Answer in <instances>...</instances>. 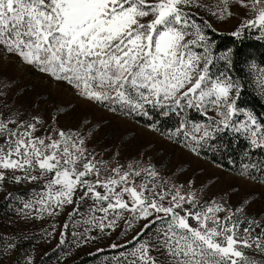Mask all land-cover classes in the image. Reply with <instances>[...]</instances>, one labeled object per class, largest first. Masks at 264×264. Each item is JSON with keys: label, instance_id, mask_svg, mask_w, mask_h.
<instances>
[{"label": "snow or ice", "instance_id": "snow-or-ice-1", "mask_svg": "<svg viewBox=\"0 0 264 264\" xmlns=\"http://www.w3.org/2000/svg\"><path fill=\"white\" fill-rule=\"evenodd\" d=\"M201 11L236 20L237 38L255 31L264 40V0H0V50L111 112L174 117L177 126L163 134L196 156L227 147L226 137L233 146L243 140L250 162L238 174L264 184V155L253 159L264 154V115L238 105L245 84L230 75L231 51L214 54ZM248 71L264 96V66L252 60ZM11 87L0 78V190L33 185L29 199L19 197L21 214L43 219L70 209L81 217L74 225L86 226L73 233L83 243L99 238L95 230L123 226L131 239L109 246L123 249L109 264H264V214H251L247 197L204 200L194 179L178 183L176 172L164 176L151 161L98 159L91 132L25 118L8 100Z\"/></svg>", "mask_w": 264, "mask_h": 264}, {"label": "rangeland", "instance_id": "rangeland-1", "mask_svg": "<svg viewBox=\"0 0 264 264\" xmlns=\"http://www.w3.org/2000/svg\"><path fill=\"white\" fill-rule=\"evenodd\" d=\"M204 2L214 6L217 0H204ZM200 16L211 23L213 29L224 33H232L238 23L236 20H217L204 11L200 12ZM205 34L209 42L214 45L207 31ZM213 52L218 56L228 51L215 52L213 47ZM223 64V61L218 63L219 70L223 69ZM0 78H3L5 83L11 84L8 100L15 101V106L20 108L25 118L30 114H39L53 126L58 125L65 130H80L83 133L91 132L88 147L97 153L98 159L110 160L118 153L116 158L121 163H127L133 158L142 163L151 161L164 176H171L176 172L178 183L194 179L195 187L199 190L197 194L204 200L213 197L219 200L220 197H224L235 205L247 197L250 205L247 210L258 219L264 214V184L258 180L242 177L201 155L196 156L182 144L169 140L165 135L153 131L151 127L83 99L70 85L53 80L2 50H0ZM4 91L8 90L4 89ZM32 188L33 185L30 184H9L4 190H0V194L3 191L24 189L29 192V199ZM69 211L70 209H67L55 217L44 215L43 219L35 218L36 213L33 211L31 216H25V223L33 228L43 229L48 224L53 226L62 222L68 223L71 219H81L80 216L70 217ZM106 231L109 234L105 236L122 237V241L131 239L132 235L130 231L127 235L122 234L123 226L116 231ZM92 235L99 238L91 241L89 246L79 247L78 252L91 248L98 249L104 241V234L95 230Z\"/></svg>", "mask_w": 264, "mask_h": 264}, {"label": "trees", "instance_id": "trees-1", "mask_svg": "<svg viewBox=\"0 0 264 264\" xmlns=\"http://www.w3.org/2000/svg\"><path fill=\"white\" fill-rule=\"evenodd\" d=\"M206 31L213 41L215 52L231 51L232 53L233 66L230 75L241 79V82L245 84L238 105L258 115H264V96L252 83V76L248 71V63L252 60L264 66V40H257L255 31H246L240 38L213 28L206 29ZM189 115L196 119L200 118L195 112H190ZM127 117L148 127L155 123L160 129L157 132L161 134L173 131L177 126L174 117L165 118L157 113H152L151 120L135 114ZM222 143L227 147L216 149L206 147L200 155L227 170L239 173L242 164L250 162L243 156L246 142L240 140L233 146L232 138L229 136ZM258 155L264 154L254 153L253 159ZM255 174L259 175V173ZM9 192L13 193L11 197L8 196ZM19 197L26 200L29 192L24 189H13L0 194V251L8 244L16 246L8 257L0 256L3 264H25L28 258H31L34 264H109L113 257L123 250L109 247L112 243L124 244L122 237L115 236L114 238L104 235V241L98 247L101 251L91 248L78 252L79 247L91 245V242L83 243L78 236L73 235V233L82 232L86 226L74 225L71 219L67 223L69 225L67 230L63 228L65 224L63 222L54 225V230L51 224L43 229L30 227L25 223V216L19 212L22 207ZM62 231L65 233L64 244H60ZM47 233H52V235H47Z\"/></svg>", "mask_w": 264, "mask_h": 264}]
</instances>
